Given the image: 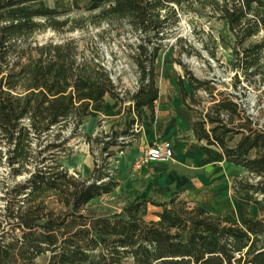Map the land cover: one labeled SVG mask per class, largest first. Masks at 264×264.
<instances>
[{
    "label": "trees",
    "instance_id": "obj_1",
    "mask_svg": "<svg viewBox=\"0 0 264 264\" xmlns=\"http://www.w3.org/2000/svg\"><path fill=\"white\" fill-rule=\"evenodd\" d=\"M196 7L232 35L207 50L211 59L218 48L231 50L233 76L229 84L214 74L201 80L179 59V98L196 115L192 134L211 163L245 170L231 186L241 221L177 192L157 201L147 191L120 214H100L94 202L121 185L109 161L140 139L143 110L156 122L163 42L180 15L198 13ZM105 22L125 24L138 37L130 56L138 87L129 106L92 38L36 41L48 30L73 33ZM263 33L264 0H0V167L7 168L0 179V264L42 258L47 264H264V38L254 41ZM188 49L182 46L179 58ZM250 89L260 93L257 119L239 102ZM107 97L121 104L119 120L109 133L84 134L91 106ZM80 138L94 159L87 179L63 165ZM148 205L159 210L156 221L144 220Z\"/></svg>",
    "mask_w": 264,
    "mask_h": 264
},
{
    "label": "rangeland",
    "instance_id": "obj_2",
    "mask_svg": "<svg viewBox=\"0 0 264 264\" xmlns=\"http://www.w3.org/2000/svg\"><path fill=\"white\" fill-rule=\"evenodd\" d=\"M230 1L236 3L238 0ZM196 8L198 13L180 15L179 25L168 33L163 42V49L159 53L156 66L160 91V100L156 107L157 122L150 127L141 124L139 126V130L142 131L141 140L135 143L134 148L124 149L122 153H118L115 158L109 161L112 168L117 170L121 185L112 196L94 202V209L100 214H120L129 206L130 202L147 191L149 196L157 201H165L172 193L177 192L184 200L200 204L215 215L225 217L233 223L241 221L238 205L232 196L231 186L233 179L243 173L225 165H212V170L197 169L199 161L195 154H198V145L191 134L192 120L195 115L182 105L179 98L178 79L183 75V70L177 63L179 59L189 71L201 80H207L214 74L213 78L229 84L233 76L231 50L216 49L215 59H211L207 50V47L213 48V41L221 43V37L225 38L227 42H231L232 35L227 31L224 23L210 20L207 11H200L198 7ZM78 16L77 13H73L71 18ZM68 28L63 34L48 30L37 35L36 41L45 43L49 40L61 42L67 38H92L104 58L105 66L112 71L119 91L127 95V106H129L128 98L135 91L138 78L137 68L130 57L135 54L134 46L138 42L137 34L127 25L117 22L113 24L105 22L98 27L87 26L86 29L73 33H67ZM263 38L264 33L254 41ZM185 45L189 47L190 55H182L179 58L182 46ZM224 69L227 70L226 73H223ZM225 89V86H220V90L224 91ZM243 91H241L242 95ZM259 95L260 93L252 89L246 91L251 108H258ZM201 96L204 100L206 99L204 93ZM122 113V106L118 102L107 99V101L93 106L82 131L93 137L98 132L109 133ZM143 113L147 114L145 111ZM118 129V127L115 128V130ZM164 140L170 141L175 146H183L185 150L188 148L191 152L188 164H186L188 160L185 158L174 157L175 159L167 165H148L138 169L137 163L143 160L147 149ZM71 146L74 148V155L63 162L64 167L72 173H80L83 178H89L94 162L89 147L83 138L74 140ZM118 151V148L111 149V152L114 153ZM95 156L99 162L104 158L98 151H95ZM157 167L170 168L177 173V176H174V180L169 184H160L161 176L155 174ZM6 172L7 168L0 167V179L7 176ZM1 196L2 191L0 190ZM1 204L0 201V206ZM158 211L156 207L148 205L142 209V216L147 222L156 221L155 213ZM251 215L257 216V211L252 209ZM47 261V258H42L37 264H47Z\"/></svg>",
    "mask_w": 264,
    "mask_h": 264
},
{
    "label": "crops",
    "instance_id": "obj_3",
    "mask_svg": "<svg viewBox=\"0 0 264 264\" xmlns=\"http://www.w3.org/2000/svg\"><path fill=\"white\" fill-rule=\"evenodd\" d=\"M107 99H109V100H111L109 97H107L103 102H105V101H107ZM159 100H160V96H159ZM159 100H158V102H159ZM112 101V100H111ZM103 102H100V103H103ZM113 102H115V101H113ZM158 102L156 103V107H157V104H158ZM100 103H96V104H93L92 106H91V109L93 108V106L94 105H97V104H100ZM118 104L119 105H121L119 102H118ZM185 107V106H184ZM186 108V107H185ZM91 109H90V111H91ZM187 109V108H186ZM188 110V109H187ZM146 112L147 114H145V113H143V112ZM189 111V110H188ZM143 112H142V121H141V124H143L145 127H150V126H153V125H155L156 124V122H157V112H156V122L154 123V124H152L151 123V119H150V115H149V113L146 111V110H143ZM190 112V111H189ZM190 113H192V112H190ZM192 114H194V113H192ZM195 115V114H194ZM196 116V115H195ZM195 118V117H194ZM193 118V119H194ZM192 122H193V120H192ZM191 134H192V125H191ZM141 137H142V131H141ZM141 137H140V139L137 141V142H139L140 140H141ZM192 138L194 139V137H193V134H192ZM164 141H166V140H164ZM194 141L197 143V145H198V148H197V151H198V154L196 155L195 154V156H196V158H197V160L199 161L198 162V167H197V169H199V170H204V169H206V170H212V165H216V166H223V165H225L226 167H228V168H233V169H238V170H240L243 174L245 173V170L244 169H242V168H240V167H235V166H233V165H230V164H228V163H211V161L209 160V158L207 157V156H205L202 152H201V150H200V148H201V144L198 142V141H196L195 139H194ZM136 142V143H137ZM173 144V143H172ZM134 146H135V144H134ZM134 146H133V148H134ZM153 147V146H152ZM173 147H174V154H175V158L177 157V158H181V159H186V160H188L187 161V163L186 164H188V162H189V160H190V158H191V152L189 151V149L188 148H186V150H185V147H180L179 145H174L173 144ZM132 148V147H131ZM151 148V147H150ZM149 149V148H148ZM147 149V150H148ZM174 158V159H175ZM186 160H185V162H186ZM191 163V162H190ZM93 167H94V162H93ZM155 174H157L158 176H161L160 177V184L161 183H163L164 185H166V184H169L170 182H172L173 180H174V176H177V173L176 172H174L173 170H171L170 168H167V167H157L156 168V170H155ZM242 175V174H241ZM162 184V185H163Z\"/></svg>",
    "mask_w": 264,
    "mask_h": 264
},
{
    "label": "built area",
    "instance_id": "obj_4",
    "mask_svg": "<svg viewBox=\"0 0 264 264\" xmlns=\"http://www.w3.org/2000/svg\"><path fill=\"white\" fill-rule=\"evenodd\" d=\"M112 79L115 81V78L112 77ZM138 87V84L136 83V89ZM135 89V90H136ZM237 96H240L236 94ZM240 104L244 109L247 110V114L254 119L259 118V110L260 108L253 109L251 108V104L249 99L246 97L244 99H241ZM260 123L264 125V119L262 118ZM174 147L173 144L170 141H162L153 147L149 148L143 158L140 162L137 163V168L142 169L144 166H151V165H167L174 159Z\"/></svg>",
    "mask_w": 264,
    "mask_h": 264
}]
</instances>
